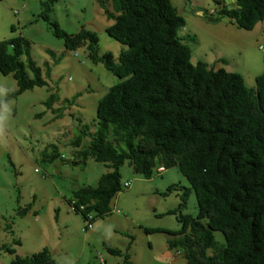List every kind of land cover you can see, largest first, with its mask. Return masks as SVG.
Wrapping results in <instances>:
<instances>
[{
	"label": "trees",
	"instance_id": "16d2710c",
	"mask_svg": "<svg viewBox=\"0 0 264 264\" xmlns=\"http://www.w3.org/2000/svg\"><path fill=\"white\" fill-rule=\"evenodd\" d=\"M53 1L39 0L38 11L51 32L66 48L84 46L92 62H101L119 78L96 101L95 131L83 124L72 141L78 144L80 135L88 133L80 153L104 162L108 169L95 184L74 188L66 202L83 204V210L76 211L82 218L91 211L94 218L110 209L111 197L127 180L120 181L123 163L145 178L158 165H177L190 186L181 192L176 208L168 210L176 212L179 226L165 229L178 234L167 238V245L180 248L186 264H264V49L263 68L254 86H246L237 71L190 61L189 47L178 34L184 18L170 0H108L110 7L97 0L113 19L105 31L125 44L115 60L110 51H98L95 31L80 27L67 32L50 18ZM216 12L230 16L239 27L251 28L264 18V0H234L230 8L223 5ZM29 46L21 35L0 39V72L11 74L16 83L0 96V104L26 88L45 84ZM55 97L50 92L45 105L51 107ZM51 109L55 116L62 115ZM190 188L195 214L179 210ZM214 229L221 231L224 243L216 242ZM12 241L19 243L18 238ZM106 248L121 255L123 264H134L126 251ZM4 249L13 253L7 264H57L46 246L24 255L12 246Z\"/></svg>",
	"mask_w": 264,
	"mask_h": 264
},
{
	"label": "rangeland",
	"instance_id": "374dc122",
	"mask_svg": "<svg viewBox=\"0 0 264 264\" xmlns=\"http://www.w3.org/2000/svg\"><path fill=\"white\" fill-rule=\"evenodd\" d=\"M170 1L178 13L189 16L178 34L189 47L190 61L201 60L208 66L219 63L239 72L246 86H254V77L263 68V49L258 45L264 43V18L244 28L219 17L206 18L209 9L227 7L226 0H188L191 7L200 6L203 14L184 10V0ZM38 11L39 0H0V39L27 38L30 56L46 81L0 104L4 117L0 123V264H7L13 256L5 246H12L19 255L46 246L57 264H123L122 256L108 251L106 245L126 251L134 264H186L180 248L167 245V238L178 234L165 231L178 228L176 212L168 210L176 208L181 192L190 186L177 165L145 178L123 163L126 171H119L120 181L127 179L129 185L121 186L110 199V209L94 216L90 227L83 228L79 212L61 209H66L74 188L95 184L98 175L107 170L104 162L80 153L88 133L80 135L78 144L72 141L81 134L83 124L87 131H95L96 101L119 78L101 62H92L84 46L75 48L76 55L74 49L64 47ZM49 16L67 32L80 27L95 31L98 51H110L115 60L125 47L105 31L113 19L97 0H54ZM9 82H14L11 74L0 72V96ZM50 92L56 95L51 107L62 111L61 116H55L44 103ZM106 137L117 145L111 135ZM171 184L174 187L167 190ZM23 205L44 206L41 220L35 221L30 209L16 214V206ZM179 210L195 214L192 188ZM143 227L162 230L147 232ZM212 232L218 244L224 243L221 231ZM16 237L21 243L12 241Z\"/></svg>",
	"mask_w": 264,
	"mask_h": 264
},
{
	"label": "crops",
	"instance_id": "0c3cea01",
	"mask_svg": "<svg viewBox=\"0 0 264 264\" xmlns=\"http://www.w3.org/2000/svg\"><path fill=\"white\" fill-rule=\"evenodd\" d=\"M215 9V8H214ZM179 14H181L182 15V17L185 19V20H188L189 19V16L187 15V14H184V13H179ZM185 28H186V26H185ZM113 55V54H112ZM219 59L220 58H217V61L219 62ZM219 63H217L216 65H212L214 68H216V67H219V66H221V65H218ZM16 87V83H15V80H14V82L12 83V82H9L8 83V90L9 89H14ZM7 90V89H6ZM123 165V164H122ZM122 165H120V166H122ZM127 167H129V166H127ZM107 169H108V167H107ZM127 169H129L130 171H131V169L130 168H127ZM165 168L163 167L162 168V170H160V171H157V173L156 174H158V173H161L162 171H165L164 170ZM119 171L121 172V173H124L126 170H124V168H123V166H122V168L120 169V167H119ZM149 178H152V176L151 177H149ZM19 208H20V206H16V208L15 209H18L19 210ZM23 211L21 212V213H16V214H22V213H25L27 210H31V212L33 213V219L35 220V221H37V222H39L40 220H41V217H42V214H43V211H44V206H25V205H23ZM61 209L62 210H65V212L66 213H70V212H68L66 209H65V207L63 206V208H62V206H61ZM61 222H63V220L61 221ZM64 223V222H63ZM41 226V225H40ZM26 229H28V227L26 228ZM22 230V229H21ZM17 238V237H16ZM18 239H19V237H18ZM19 243H21L20 242V239H19ZM19 243H17V244H19ZM110 246H113V247H117V248H119L120 249V247H118V246H116V245H110Z\"/></svg>",
	"mask_w": 264,
	"mask_h": 264
},
{
	"label": "built area",
	"instance_id": "2783aa9c",
	"mask_svg": "<svg viewBox=\"0 0 264 264\" xmlns=\"http://www.w3.org/2000/svg\"><path fill=\"white\" fill-rule=\"evenodd\" d=\"M213 11V9H209L208 12L211 13ZM258 48L260 49H264V43L263 44H259ZM77 51L73 50V54H76ZM36 169V168H35ZM162 169V166H157L156 170L160 171ZM129 182L127 180L122 182V186L126 187L128 186ZM84 205L83 204H74L73 200H69L68 202H66V210L67 211H76V210H83ZM93 219V213L91 211H87L84 213L83 215V228H87L91 226V220Z\"/></svg>",
	"mask_w": 264,
	"mask_h": 264
},
{
	"label": "water",
	"instance_id": "95a60500",
	"mask_svg": "<svg viewBox=\"0 0 264 264\" xmlns=\"http://www.w3.org/2000/svg\"><path fill=\"white\" fill-rule=\"evenodd\" d=\"M234 0H226V2H228L227 4V8H230L232 6V2ZM183 8L184 10L186 11H193V12H196L198 14H203V9L200 7V6H195V7H191L188 3V0H184L183 2ZM218 7H215V10H217ZM206 15V14H205ZM222 18L223 20H230L231 17L230 16H227V15H221L220 12H215V13H212V14H207L206 15V18L209 19V20H215L216 18ZM23 207H21L19 210H17L16 213H21L23 211Z\"/></svg>",
	"mask_w": 264,
	"mask_h": 264
},
{
	"label": "clouds",
	"instance_id": "9594fccd",
	"mask_svg": "<svg viewBox=\"0 0 264 264\" xmlns=\"http://www.w3.org/2000/svg\"><path fill=\"white\" fill-rule=\"evenodd\" d=\"M226 3H228V2H226ZM219 8V7H218ZM217 10H215V9H213V11L211 12V13H209V12H207V14H212V13H215ZM75 50V49H74ZM77 54V53H76ZM76 54H74V55H76ZM3 119H4V117H2V116H0V123H2L3 122ZM158 166H161V165H158ZM157 167V166H156ZM163 168V167H162ZM162 170V169H161ZM156 172H157V170H156ZM101 259H100V257H99V261H100Z\"/></svg>",
	"mask_w": 264,
	"mask_h": 264
}]
</instances>
